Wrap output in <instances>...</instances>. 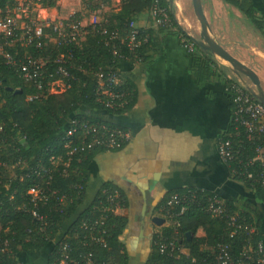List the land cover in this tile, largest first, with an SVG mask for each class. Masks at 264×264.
<instances>
[{"label": "trees", "instance_id": "trees-1", "mask_svg": "<svg viewBox=\"0 0 264 264\" xmlns=\"http://www.w3.org/2000/svg\"><path fill=\"white\" fill-rule=\"evenodd\" d=\"M223 1L235 7L264 41V14L252 0ZM35 2L45 8L59 7L57 0ZM109 2L110 0L94 1L91 5L92 10L100 9L107 20L104 34L85 27L87 32L81 39L57 44L53 40L56 33L52 31V24H49L43 26L45 34L40 38V47H36L34 41L5 46L7 52L17 55L25 62L28 55L44 61V86L40 91L30 81H25L21 72L7 65L0 56V239L8 242L5 252L0 253L2 264H18V253L44 247L50 248L48 264L57 249V245L53 243L60 236L61 226L68 220L70 225L62 240L71 244V254L89 251L95 261L105 264H128L131 257L128 246L121 239L129 227L128 216L125 214L128 202L124 191L110 182H103L92 201L85 205V189L92 173L91 164L97 155L116 151L127 142L116 138L119 145L112 148L98 142L105 139L112 130H130L124 120L136 102L137 91L131 74L122 72L123 65L155 59L162 53L161 46L166 37L191 39L178 25L169 0L160 1V5L167 9L169 22L159 25H154V17L150 14L153 0H120L117 11L104 9V5ZM15 8L16 0H0V16ZM31 16L34 17L33 14ZM79 16L80 12L76 13L75 17ZM131 21L138 25V32L135 34L138 44L133 49H129L125 39L132 30L129 26ZM113 31L117 34H110ZM188 52L191 57L189 71L195 77L197 85H206L213 79L220 80L225 86L232 115L233 93L230 84L236 78L228 76L229 68L196 44L193 43L192 51ZM60 55L65 57L64 63L56 61ZM60 65L68 72L67 77L57 72ZM98 68L117 71L121 79L118 88L125 93L121 108H108L96 101L95 73ZM58 79L63 81L65 87L60 92L51 93L48 91L49 82ZM37 92H40L37 98L28 99ZM73 118L104 125L105 129L100 130L95 137L88 135L82 148L71 152L65 146L64 137ZM220 138L231 141L234 153V159L225 164L228 173L231 167L242 166L249 158L256 156L258 145L264 148L263 134L249 139L244 129H234L231 121L227 129L219 134L216 143ZM88 143L92 145L88 147ZM8 167L12 168L11 175L7 172ZM247 167L253 172L258 169V162ZM230 179L241 182L249 193L240 194L238 200L233 201L224 199L211 190L193 186L166 191L155 209L161 211L168 225L143 239V246L141 241L137 242V246L142 248L139 260L143 264L202 263L201 258L221 238L232 243V254L236 256L248 237L253 244L262 240L259 211L264 206V188L246 180L244 176ZM30 188L39 190L43 197L31 201V195L27 193ZM104 189L106 192L103 193ZM112 189H117L122 198L117 212L104 209L107 204L104 198ZM189 192L195 197L186 204V210L178 216H167L165 204L169 196ZM61 195H64L62 201L58 200ZM214 196L224 200L227 214L236 213L242 224H255L256 232L249 236L238 232L228 238L225 218L214 217L207 211L209 199ZM178 209L179 206H174L170 211L174 214ZM32 210L41 217L40 220L32 216ZM82 224L103 225L85 230ZM100 228L106 229V234L103 235L105 245L90 243L89 240L83 244L84 236L90 231L98 235ZM188 231L192 233L190 239L185 237ZM160 240H174L183 246L185 252L177 257L169 255L166 250L160 251L157 245Z\"/></svg>", "mask_w": 264, "mask_h": 264}, {"label": "crops", "instance_id": "crops-1", "mask_svg": "<svg viewBox=\"0 0 264 264\" xmlns=\"http://www.w3.org/2000/svg\"><path fill=\"white\" fill-rule=\"evenodd\" d=\"M252 1L264 14V1ZM211 4L219 11L228 7L224 20L243 17L223 0H211ZM161 50L151 61L123 65L122 72L131 74L137 91L136 102L124 120L130 128V137L120 149L94 158L85 189V205L92 201L103 182L124 191L131 234H127V242L123 237L122 240L132 256L138 253L140 238L167 224L161 211L155 209L166 191L193 186L233 201L238 200V195L249 193L241 182L229 178L227 167L216 151V139L231 121L224 84L213 79L206 85H197L189 71L190 53L179 39L166 37ZM228 76L232 77L230 73ZM259 216L264 244V206ZM153 217H160L163 222L158 225L152 222ZM69 225L68 220L61 226L60 236ZM49 252L50 248L44 247L20 252L16 258L18 264H46Z\"/></svg>", "mask_w": 264, "mask_h": 264}, {"label": "built area", "instance_id": "built-area-1", "mask_svg": "<svg viewBox=\"0 0 264 264\" xmlns=\"http://www.w3.org/2000/svg\"><path fill=\"white\" fill-rule=\"evenodd\" d=\"M161 0H153L151 15L154 17V25L167 24L169 22V16L166 7L160 5ZM17 9L12 11H6L5 14L0 16V56L5 60V63L9 66H13L18 69L21 76L25 81H30L37 91L43 89V65L44 61L40 58H32L30 55L26 56V62L15 54H11L5 50V46H13L17 42L20 44L35 42L36 47H40L42 42L40 38L45 34L43 26L52 24V31L56 33V37L53 39L57 44L65 43L68 41H77L81 39L87 32L85 27H90V30H97L101 34L106 33V19L100 12V9L92 10L88 13L87 17L82 18L80 12L79 18L75 15L78 11H71L66 16H61L55 19L53 22L50 20L39 21L31 16L30 13L27 21L23 24H19V17L17 15ZM106 10L107 8L104 7ZM131 27L130 34L125 37L127 39V45L129 49H133L138 41L135 40V34H137V23L134 21L129 22ZM110 34H117L116 31ZM123 42V39H120ZM192 41V40H191ZM189 39L181 38V44L188 50L192 51L193 42ZM115 52V49L114 51ZM57 62L64 63L65 57L60 55ZM57 72L63 77L68 76V72L63 66L57 68ZM96 98L99 103L105 107L118 109L124 104L123 97L124 91L118 88L121 81L117 74V71L103 70L98 68L96 73ZM57 84H61L57 86ZM55 85V89L52 90ZM247 83L239 78L230 84V89L233 93L232 103L233 110L231 115V122L234 129L240 127L244 129L247 137L250 139L252 136L258 134L264 135V105L256 100L246 88ZM65 84L62 80H54L49 82V89L51 93H57L64 89ZM40 92L31 95L28 99L37 98ZM105 129L104 125L90 124L83 120L71 119L70 125L67 128L65 134V146L70 148L71 152L76 151L78 148H82L85 144V138L90 136H96V134ZM130 137L129 131H121L118 129L112 130L108 133L105 139L98 141L105 145L107 148H112L119 145V141L126 142ZM118 138V142L117 139ZM92 143H88L90 147ZM216 151L221 160L226 164L228 161L234 159V153L231 148V141L229 139L222 140L221 138L216 143ZM256 156L249 158L242 166H234L229 169V178H235L244 176L246 180L252 181L264 188V148L261 146L256 147ZM255 161L258 162V169L253 172L248 170L247 166H251ZM2 164L0 160V165ZM106 190H103V193ZM27 193L31 195V201L35 198L41 199L43 194L34 188H30ZM195 195L192 192L188 194H177L173 193L169 196L166 201L165 208L167 216H178L186 210V204L194 199ZM64 195H61L58 200L62 201ZM121 195L117 189L109 191L104 200L107 202L104 209H108L110 212H117L121 205ZM102 201V200H101ZM174 206H179L177 212L173 214L170 210ZM207 211L214 217H223L227 224L226 232L228 238L233 237L238 232H243L247 236L256 232L255 224L244 223L242 224L238 219L236 213L227 214V208L224 204V200L220 197H212L209 199L207 204ZM33 217L38 220L41 219L34 210L31 211ZM103 224H82L85 230L94 228ZM168 225V224H161ZM98 235L92 234L90 231L83 238V244H86V240L90 243L103 244V235L106 234V229H98ZM64 235V234H63ZM62 235V236H63ZM62 236L54 243L57 245V249L53 253V259L48 264H105L104 262L95 261L92 258V252H80L71 254L72 246L66 241L62 240ZM8 242L5 239H0V253L5 252V247ZM160 251L166 250L169 255L179 256L180 253L185 252L182 245H178L174 240H160L157 242ZM2 246V247H1ZM233 245L230 241L221 238L214 246L209 248V253L201 258V262L194 261V264H264V244L262 240L253 244L251 239L248 237L243 245L240 247L238 256L232 254ZM73 255V256H72ZM0 264L1 261H0Z\"/></svg>", "mask_w": 264, "mask_h": 264}, {"label": "rangeland", "instance_id": "rangeland-1", "mask_svg": "<svg viewBox=\"0 0 264 264\" xmlns=\"http://www.w3.org/2000/svg\"><path fill=\"white\" fill-rule=\"evenodd\" d=\"M17 1V15L19 17V24L23 25L30 14L34 15L35 19L39 21L50 20L53 22L61 16H66L71 11L81 12L82 18H86L90 10H92V3L94 1L102 2V0H57L58 8L41 7L36 0H16ZM201 8L209 22L213 39L223 49L237 58L240 62L252 68L260 79V88L264 92V41L261 36L254 30L252 25L243 17H233L231 20H224L226 18L225 10L220 11L211 4V0H200ZM173 12L176 21L186 36H193L200 38L203 33V28L196 19L191 0H174ZM111 11H117L120 7V0H110L109 4L104 5ZM182 38V37H181ZM186 39V38H185ZM191 41V40H190ZM220 64L229 66L223 59L216 57ZM228 73L232 77L239 78L250 85L249 80L243 76H236L230 70ZM61 84H57L60 86ZM55 85L52 90H54ZM252 88L255 89L253 86ZM7 172L11 175L12 168L8 167ZM129 228H127L122 237L124 242H127L129 235ZM131 234V232L129 233ZM121 237V239H122ZM126 238V239H125ZM127 244V243H126ZM126 246V245H125ZM131 254V253H130ZM128 264H143L139 260V255L129 257Z\"/></svg>", "mask_w": 264, "mask_h": 264}, {"label": "water", "instance_id": "water-1", "mask_svg": "<svg viewBox=\"0 0 264 264\" xmlns=\"http://www.w3.org/2000/svg\"><path fill=\"white\" fill-rule=\"evenodd\" d=\"M170 2H172V0H170ZM191 3H192L193 13L196 19L198 20V22L200 23V25L202 26L203 33L200 34L199 39L193 36H189V38L192 40L194 44L199 46L207 54L226 60L229 65L228 68L233 74H235L236 76H240V75L245 76L250 82V85L249 84L246 85L247 90L256 100H258L261 104L264 105V92L260 88L259 76L252 68L240 62L237 58H235L233 55H231L229 52L223 49L218 43L215 42L212 36V31L209 22L201 8L200 0H191ZM253 86L255 87V89L252 88ZM143 215L144 214L142 213V216ZM151 220L152 222L158 225L163 222V219L160 217H153ZM139 235L140 236L143 235L142 228L139 229ZM191 236L192 233L190 231L185 233L186 239H190Z\"/></svg>", "mask_w": 264, "mask_h": 264}, {"label": "flooded vegetation", "instance_id": "flooded-vegetation-1", "mask_svg": "<svg viewBox=\"0 0 264 264\" xmlns=\"http://www.w3.org/2000/svg\"><path fill=\"white\" fill-rule=\"evenodd\" d=\"M142 225H143V224H142ZM142 227H143V226H142ZM147 236H148V235H147ZM147 236H145V237L147 238ZM139 238H140V237H139ZM143 238H144V237H143ZM146 238H144V239H146ZM139 241H141V245L143 246V244H144L143 241H144V240H143L142 238H140ZM139 249H140V246L138 247V253H137L138 255H140V254H141V251H142V248H141L140 250H139Z\"/></svg>", "mask_w": 264, "mask_h": 264}, {"label": "bare ground", "instance_id": "bare-ground-1", "mask_svg": "<svg viewBox=\"0 0 264 264\" xmlns=\"http://www.w3.org/2000/svg\"><path fill=\"white\" fill-rule=\"evenodd\" d=\"M224 60V59H223ZM227 64H228V62L226 61V60H224Z\"/></svg>", "mask_w": 264, "mask_h": 264}]
</instances>
